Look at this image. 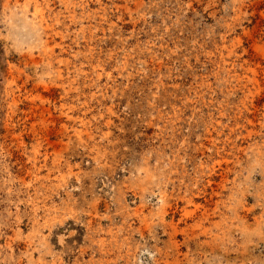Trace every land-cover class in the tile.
<instances>
[{"label": "rangeland", "instance_id": "374dc122", "mask_svg": "<svg viewBox=\"0 0 264 264\" xmlns=\"http://www.w3.org/2000/svg\"><path fill=\"white\" fill-rule=\"evenodd\" d=\"M0 264H264V0H0Z\"/></svg>", "mask_w": 264, "mask_h": 264}, {"label": "bare ground", "instance_id": "6f19581e", "mask_svg": "<svg viewBox=\"0 0 264 264\" xmlns=\"http://www.w3.org/2000/svg\"><path fill=\"white\" fill-rule=\"evenodd\" d=\"M36 15H37V14H36ZM36 15H35V16H36ZM68 27H69V26H68Z\"/></svg>", "mask_w": 264, "mask_h": 264}]
</instances>
